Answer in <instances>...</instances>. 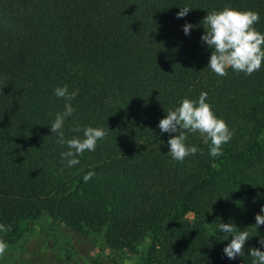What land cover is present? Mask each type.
Wrapping results in <instances>:
<instances>
[{
  "label": "trees",
  "instance_id": "1",
  "mask_svg": "<svg viewBox=\"0 0 264 264\" xmlns=\"http://www.w3.org/2000/svg\"><path fill=\"white\" fill-rule=\"evenodd\" d=\"M226 7L259 13L264 34V0H0V240L37 229L60 264H73L61 230L99 234L133 264H253L249 250L264 251V62L251 75L208 67L203 19ZM64 85L78 90L65 140L107 133L72 167L50 129ZM202 92L233 136L213 157L211 141L187 132L197 152L177 161L168 140L179 133L159 122ZM221 223L248 231L244 256H226Z\"/></svg>",
  "mask_w": 264,
  "mask_h": 264
},
{
  "label": "clouds",
  "instance_id": "2",
  "mask_svg": "<svg viewBox=\"0 0 264 264\" xmlns=\"http://www.w3.org/2000/svg\"><path fill=\"white\" fill-rule=\"evenodd\" d=\"M191 8L183 7L177 13V17H184ZM205 33L201 40L205 42L213 52L210 56L208 67L219 76H226L227 69L244 72L251 75L260 70L264 62V34L257 31L254 25L259 21V13L252 10L241 11L231 7H226L221 11H213L203 19ZM193 26L186 23L183 26L185 34H189ZM54 94L58 98H65V110L58 113L50 129L52 134H57V143L67 144L68 150L61 153V157L67 160V166L72 167L79 163L77 158L85 151H95L98 140L104 139L107 135L102 128L86 127L83 129L84 139L72 138L65 140L63 127L67 117L74 113V108L70 103L78 94V90L69 92L68 86L57 87ZM207 92H202L198 100L184 98L180 105L167 112L165 118L159 122L161 132L176 133L168 140L169 152L173 159L183 161L189 155H195L196 146H188L185 141L187 132H199L205 144L211 141L210 155L219 157L222 155V145L230 141L233 132L230 131L227 123L214 114L209 103L206 102ZM79 132V128L73 129ZM94 172H88L83 180L87 182L94 176ZM264 213V207L261 208ZM258 227L264 225V215L257 214L255 217ZM0 225V228H3ZM218 229L226 234H232L233 239L223 249L229 259L237 256H244V246L246 240L250 238L248 231H239L232 223H221ZM264 245V239L259 241ZM8 245L0 240V256L5 254ZM249 254L253 257V264H264V251L260 248H251Z\"/></svg>",
  "mask_w": 264,
  "mask_h": 264
},
{
  "label": "rangeland",
  "instance_id": "3",
  "mask_svg": "<svg viewBox=\"0 0 264 264\" xmlns=\"http://www.w3.org/2000/svg\"><path fill=\"white\" fill-rule=\"evenodd\" d=\"M61 231L62 236L73 245V264H133L136 260L135 255L106 246L99 234L79 235L72 231ZM146 244V240L142 241L139 248ZM1 258L5 264H60L58 251L37 229L24 234L17 243L8 246Z\"/></svg>",
  "mask_w": 264,
  "mask_h": 264
}]
</instances>
